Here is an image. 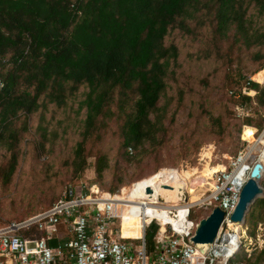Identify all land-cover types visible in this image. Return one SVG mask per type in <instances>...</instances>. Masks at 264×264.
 I'll return each mask as SVG.
<instances>
[{
  "label": "trees",
  "instance_id": "1",
  "mask_svg": "<svg viewBox=\"0 0 264 264\" xmlns=\"http://www.w3.org/2000/svg\"><path fill=\"white\" fill-rule=\"evenodd\" d=\"M255 14L264 17V0H0V77L4 82L0 88V144L11 152L10 160L0 169L5 181L11 182L19 167L18 145L21 132L27 129L25 125L12 126L19 114L40 111L44 118V110L50 104L56 108L67 107L70 98L82 87L86 89L80 102V108H86L82 120L85 140L97 128L98 116L111 119L117 116L123 120L120 133L125 151L120 155L126 162L143 158L144 151L148 156V148L156 150L165 146L163 139L169 128L162 120L166 113L157 109L169 86L170 61L179 55L177 46L165 44L167 36L180 30L196 38L195 28L200 27L199 32L205 28L207 17L215 25L213 31L218 41L225 43L231 37L235 41L242 38L248 49H256L254 60L261 62L264 28L253 27L251 18ZM204 58L214 62L219 73L225 71L220 61H233L236 56L227 44L225 51L220 46L210 48ZM237 75L225 71L226 86L227 83L235 85L243 77L240 73ZM252 78L257 82L249 80L247 86L258 91L256 97L262 99L264 85L259 83L264 84V70L256 71ZM229 91L242 105L251 101L242 90L238 92L239 97L231 93L237 92L235 89ZM204 112L213 131L221 134L224 128L220 117L207 108ZM253 122L246 115L243 126L260 130ZM85 140L78 143L72 158L65 162L70 168V181L86 168ZM147 142L150 145L142 150ZM129 146L135 154L129 153ZM139 167H134V173L128 175L121 172L119 163L113 169L106 155L98 154L96 158L99 182L105 181L106 171L111 172L110 182L103 184L110 192L125 185L128 176L129 181L145 178L136 170ZM60 195L53 197V204ZM246 224L248 235L254 238L259 224L264 231V197L250 209ZM157 231L155 223L146 231L150 248L155 245ZM257 258L261 259L259 263L255 262ZM236 261L263 263L264 243L250 257Z\"/></svg>",
  "mask_w": 264,
  "mask_h": 264
},
{
  "label": "rangeland",
  "instance_id": "2",
  "mask_svg": "<svg viewBox=\"0 0 264 264\" xmlns=\"http://www.w3.org/2000/svg\"><path fill=\"white\" fill-rule=\"evenodd\" d=\"M251 21L253 27L264 28L263 16L255 14ZM191 25L196 24L193 21ZM203 26L205 28L200 32L198 31L200 27L195 28L198 32L196 38H192L183 31L175 30L165 40L167 46L174 44L179 51L177 59L170 61L169 86L160 99L157 109V112L165 110L166 114L162 121L169 130L163 139L165 146L150 150L148 148L150 143L147 142L142 147V150L148 148V156L144 151L143 158L132 160V162L131 160L126 162L124 157H121L120 154H124L125 151L121 145L123 139L120 133L123 120L120 117L118 119L117 116L112 119L98 116L97 128L93 129L85 140L82 133V120L85 119L86 108H80V102L83 101L86 90L83 87L74 98H70L67 107L56 108L54 104H50L48 109L44 110V118L40 111L31 114L20 113L19 119L12 126L22 128L25 125L27 129L21 132L18 145L19 167L12 181L6 182L0 172V225L23 220L49 208L53 204V197L57 193L62 195L70 184L82 182L90 187L94 185L95 190L99 187L106 191L103 184L110 182L111 172H105L104 182L98 181L100 179L96 174L98 154L106 155L113 169L119 163L121 172L125 171L128 175L133 174L134 167L137 166L140 167L136 170L142 172L145 177L155 169L179 168L180 172L185 169L182 171L185 174L196 173L191 174L192 177L188 180L187 186L190 187L191 182H206V178L218 169L227 168L230 159L246 147L244 140L251 142L258 139L264 132V96L263 100L257 99L258 91L251 89L254 93L249 91L250 95L246 94L251 97V101L247 105H242L230 96L229 90L233 88L239 92L248 85L249 80L255 81L252 76L256 71L264 70V59L261 62L255 61L253 56L256 49L254 47L248 49L242 38L235 41L231 37L225 43L218 41L213 31L215 25L210 18L206 17V23ZM227 44L232 47L236 58L233 61L224 59L225 63L222 60L220 62L227 73L233 76L240 73L243 77L239 78L235 85L227 83L226 86L225 71L217 73L214 62L204 57L210 48L220 46L225 51ZM261 67L263 68L260 69ZM260 100H262L261 104ZM205 108L220 117L224 128L221 134L213 131L208 116L204 112ZM246 115L251 116L254 126L258 125L261 129L257 131L253 126H243ZM99 136L101 139H98ZM82 140H85L87 148V165L81 175L70 181V168L65 166V162L72 158L73 150ZM0 145L1 169L10 160L11 152L1 148L3 145ZM259 145H261L260 142ZM252 151V158L257 159L258 150L253 148ZM128 178L129 176L126 178L127 183L123 186L129 187L134 182L129 181ZM259 182L264 188V174ZM123 186L112 192L118 193L120 189L125 188ZM196 194L199 193L194 195ZM195 211L199 216L206 212L200 207ZM132 222L135 225L138 224L135 218ZM112 225L118 227L119 219H115ZM262 228L258 225L256 233L261 235L263 233L262 237H264ZM138 231L139 229L132 234L139 235ZM245 256L246 253L242 248L237 259H244ZM260 258H257L255 262L259 263Z\"/></svg>",
  "mask_w": 264,
  "mask_h": 264
},
{
  "label": "built area",
  "instance_id": "3",
  "mask_svg": "<svg viewBox=\"0 0 264 264\" xmlns=\"http://www.w3.org/2000/svg\"><path fill=\"white\" fill-rule=\"evenodd\" d=\"M3 86L0 77V88ZM249 91L245 86L242 93L250 95ZM231 93L240 96L238 92ZM244 142L246 147L230 159L227 168L211 174L206 182L186 185L185 192H177V201H168L154 191L120 201L116 193L99 187L95 190L94 185L70 184L49 208L0 225V264H242L236 261L242 248L250 257L264 243L261 234L255 238L248 235L246 222L231 219L257 160L252 158L253 143ZM128 151L132 154L133 148L129 146ZM162 170L180 171L161 168L154 176ZM138 181L132 182L131 187ZM162 186L173 188L166 182ZM189 189L201 194L199 200L191 202ZM198 207L204 208L205 214L197 216ZM215 207L224 211V218L215 242L202 253L191 238L199 220ZM125 214L138 217L142 233L139 238L123 234ZM117 218L119 226L114 227L112 223ZM154 223L158 231L155 245L150 248L145 235Z\"/></svg>",
  "mask_w": 264,
  "mask_h": 264
},
{
  "label": "bare ground",
  "instance_id": "4",
  "mask_svg": "<svg viewBox=\"0 0 264 264\" xmlns=\"http://www.w3.org/2000/svg\"><path fill=\"white\" fill-rule=\"evenodd\" d=\"M259 142L261 143V145L258 146ZM250 143H253L251 144L252 149L256 148V150H258V156L256 157L263 164V171H262V175H263L264 174V132L258 139L253 140ZM224 169L225 168L218 169L216 172ZM181 172L177 170H169V171L162 170L155 176L154 174L149 175L145 177L143 180L138 181V183L134 184L133 187L126 186L125 188H122L123 190L121 193H116V198L120 201L132 200L141 195H145L144 192H148L146 191V188L151 187L152 191H154L155 194L159 193L165 196L168 201H177L178 200L177 192H185L184 189L186 188L188 180L192 177L189 174H185ZM164 182H166L167 184H171V187L173 188H169L168 190L165 189V187L162 186ZM189 191L191 193V196L189 198L191 202L199 200L201 195L200 194L194 195L195 193H197V191H195L194 189H189ZM134 218L136 219V222H138L137 225L133 224L132 222ZM138 229H139L138 231L139 235L132 234L133 232H136ZM122 231L125 236H130L133 238H135V236H138L139 238L142 233H141L140 221L138 217L136 215L125 214V218L122 224Z\"/></svg>",
  "mask_w": 264,
  "mask_h": 264
},
{
  "label": "water",
  "instance_id": "5",
  "mask_svg": "<svg viewBox=\"0 0 264 264\" xmlns=\"http://www.w3.org/2000/svg\"><path fill=\"white\" fill-rule=\"evenodd\" d=\"M262 171L263 164L258 159L252 167L247 182L241 189L238 203L231 215L232 220L245 223L251 207L261 198L264 192V188L259 182ZM147 191L151 192L152 188L148 187ZM223 218L224 211L219 207H215L208 216L199 220L191 240L202 253H205L215 242Z\"/></svg>",
  "mask_w": 264,
  "mask_h": 264
},
{
  "label": "clouds",
  "instance_id": "6",
  "mask_svg": "<svg viewBox=\"0 0 264 264\" xmlns=\"http://www.w3.org/2000/svg\"><path fill=\"white\" fill-rule=\"evenodd\" d=\"M247 87H248V86H247ZM248 89H249V87H248ZM250 90H251V89H250ZM257 160H258V159H257ZM257 160H256V161H257ZM152 175H153V174H152ZM137 181H138V180H137ZM134 182H135V181H134ZM131 184H132V183H131Z\"/></svg>",
  "mask_w": 264,
  "mask_h": 264
},
{
  "label": "crops",
  "instance_id": "7",
  "mask_svg": "<svg viewBox=\"0 0 264 264\" xmlns=\"http://www.w3.org/2000/svg\"><path fill=\"white\" fill-rule=\"evenodd\" d=\"M259 225H261V224H259ZM262 230H263V228H262Z\"/></svg>",
  "mask_w": 264,
  "mask_h": 264
}]
</instances>
